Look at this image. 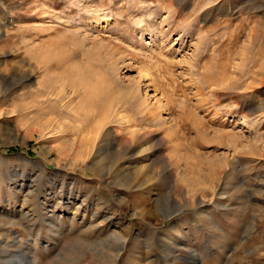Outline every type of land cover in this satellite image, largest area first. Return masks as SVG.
Listing matches in <instances>:
<instances>
[{
	"label": "rangeland",
	"instance_id": "rangeland-1",
	"mask_svg": "<svg viewBox=\"0 0 264 264\" xmlns=\"http://www.w3.org/2000/svg\"><path fill=\"white\" fill-rule=\"evenodd\" d=\"M0 264H264V0H0Z\"/></svg>",
	"mask_w": 264,
	"mask_h": 264
},
{
	"label": "bare ground",
	"instance_id": "bare-ground-1",
	"mask_svg": "<svg viewBox=\"0 0 264 264\" xmlns=\"http://www.w3.org/2000/svg\"><path fill=\"white\" fill-rule=\"evenodd\" d=\"M86 87H87V86H86ZM46 96H47V95H46ZM92 100L96 101L95 103H96L97 105H102V104L105 103V101H106L105 99H104L105 101H103V100L100 99V98H97V99H96V97H94V96H92ZM91 103H92V102H91ZM95 103H92V105L95 104ZM105 106H106V105H105ZM107 106H108V105H107ZM100 107H101V106H100ZM95 108H96V105H95ZM101 108H102V107H101ZM101 108H100V109H101ZM106 108H107V107H105V109H106ZM93 109H94V108H93ZM87 111H88V110H87ZM95 112H96V111H95ZM104 112H106V110H105ZM92 113H93V111H92ZM107 113H108V112H107ZM147 113H148V111H147ZM148 114H149V113H148ZM95 115H96V114H95ZM149 117H150V116H149ZM100 125H101V124H100ZM98 127H99V126H98ZM91 130H92V129H91ZM97 130H98V129H97ZM97 130H96V131H97Z\"/></svg>",
	"mask_w": 264,
	"mask_h": 264
}]
</instances>
